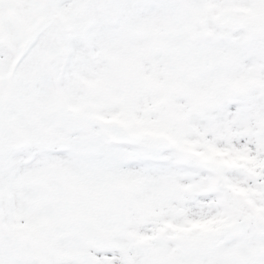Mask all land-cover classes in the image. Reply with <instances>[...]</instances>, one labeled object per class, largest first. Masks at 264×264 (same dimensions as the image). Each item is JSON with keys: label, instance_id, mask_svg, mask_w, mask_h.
I'll use <instances>...</instances> for the list:
<instances>
[{"label": "snow or ice", "instance_id": "1", "mask_svg": "<svg viewBox=\"0 0 264 264\" xmlns=\"http://www.w3.org/2000/svg\"><path fill=\"white\" fill-rule=\"evenodd\" d=\"M0 264H264V0H0Z\"/></svg>", "mask_w": 264, "mask_h": 264}]
</instances>
